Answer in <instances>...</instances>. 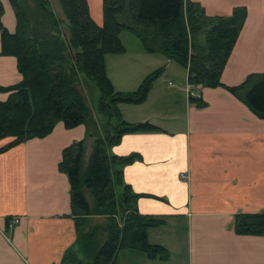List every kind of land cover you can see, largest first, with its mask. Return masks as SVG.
Segmentation results:
<instances>
[{"label":"crops","instance_id":"1","mask_svg":"<svg viewBox=\"0 0 264 264\" xmlns=\"http://www.w3.org/2000/svg\"><path fill=\"white\" fill-rule=\"evenodd\" d=\"M88 1L92 17L102 24L103 0ZM192 1L201 3L210 16H229L239 6L248 9L222 74L224 85L195 89L206 103L198 107L189 99L194 87L184 67L186 83L177 80L169 85L173 80H168L165 86L175 91L160 92L154 85L145 102L122 104L127 121L150 122L163 131L126 134L112 153L142 156L124 168L126 182L135 192L147 194L138 200L140 213L166 217L161 227H169L170 233L179 220L185 222L184 264H264V235L234 230L235 214L264 211V118L229 89L253 73H264V0ZM3 3L2 24L14 33L15 10L9 0ZM2 51L0 28V86L8 87L23 76L17 57ZM131 52L127 48L124 54L106 58L108 74L119 91L136 90L156 64L157 55L141 46ZM159 58L165 60L167 72L176 70L174 61ZM9 94L0 90V100ZM87 133L85 124L67 128L60 121L47 136L0 153V264H65L64 256L77 249L71 185L59 164L63 150L79 140H85L88 160L93 139ZM7 142L0 140V147ZM15 217L19 222L10 226ZM101 218L94 222L106 221ZM161 227L151 229L149 239L169 249V260H150L125 249L119 252L118 263L123 264L124 256L131 264H177L173 239L163 238L158 233Z\"/></svg>","mask_w":264,"mask_h":264},{"label":"trees","instance_id":"2","mask_svg":"<svg viewBox=\"0 0 264 264\" xmlns=\"http://www.w3.org/2000/svg\"><path fill=\"white\" fill-rule=\"evenodd\" d=\"M9 1L17 28L10 33L2 24L5 10L0 0L2 53L17 57L23 78L0 86L10 92L0 100V140L10 139L0 153L47 136L60 121L67 128L85 124L93 139L88 160L85 140H79L63 150L59 164L69 177L77 231V249L64 256V263L119 264L118 254L125 249L137 250L150 260H169V249L149 239V231L163 226L166 217L140 213L138 200L147 194L135 192L124 177V168L142 156L112 153L126 134L163 131L150 122L127 121L121 105L145 102L164 68L147 75L136 90L119 91L108 74L106 58L127 52L121 34L128 30L146 52L185 67L190 84L223 86L222 74L245 25L247 7H236L229 16H210L192 0H103V23L98 24L88 0H59L65 21L57 16L51 0ZM80 73L100 91L96 107L79 89ZM229 89L264 118V73H253ZM190 100L198 107L206 105L202 98ZM99 115L104 116V125ZM98 217L106 221L94 222ZM234 226L238 234L264 235V211L237 213Z\"/></svg>","mask_w":264,"mask_h":264},{"label":"rangeland","instance_id":"3","mask_svg":"<svg viewBox=\"0 0 264 264\" xmlns=\"http://www.w3.org/2000/svg\"><path fill=\"white\" fill-rule=\"evenodd\" d=\"M52 2V6L54 8L55 13L57 14V16L60 19H63L65 21V16L62 12V7L61 4L59 2V0H51ZM62 27L63 30L66 32L67 30V24L66 22L62 23ZM121 38L122 41L124 43V45L128 48V50L132 51L131 53L133 54V51L135 50V48H139L140 46L143 48L141 42L128 30H124L121 34ZM148 53V52H147ZM150 54V53H148ZM157 55L155 58H157L156 60V64L155 67L152 68V71H155L158 68H163V62L165 60H163L162 58L159 57H164V56H159V53L154 54ZM149 57V56H146ZM150 58H154L153 56H150ZM166 58V57H164ZM167 59V58H166ZM172 65L175 67L176 70L172 71L175 74H178L177 76L173 75L172 72H167L165 69L161 70L160 75L156 78V80L153 83V86H157L160 88V92L166 89L165 86L166 84H168V80H173V82H175L176 84L179 82L180 84H185V74H186V70L183 66L177 64L176 62H172ZM178 71V72H176ZM177 78V79H176ZM178 80V82H177ZM79 83H80V91L82 92V94L84 95L85 99L88 101V103L90 105H92V107H96L98 105L99 99H100V91L97 88V86L94 84V82L88 78L85 74L80 73L79 76ZM171 88H167L166 90L168 92H173L175 91L174 88H172L173 86H170ZM164 105V104H163ZM99 123L100 125H104L105 123V118L102 115H99ZM7 141H10V139H7ZM99 219V221H103V219L101 217L97 218V220ZM180 223L179 227H175L173 229V231L170 233L169 227H161L160 230H158V233H162L160 235H162L163 238L166 239H170L172 238V246H174L176 253L174 254V261L177 264H184L185 263V259H186V252H187V226L185 224V222L183 220H179L178 221ZM156 232V231H155ZM173 236V237H172ZM144 255V254H143ZM81 256L83 257V255L81 254ZM85 261V259H83ZM123 264H131L130 262L127 263V261L125 260V257L123 256L121 259ZM134 264H136L135 261H133Z\"/></svg>","mask_w":264,"mask_h":264},{"label":"built area","instance_id":"4","mask_svg":"<svg viewBox=\"0 0 264 264\" xmlns=\"http://www.w3.org/2000/svg\"><path fill=\"white\" fill-rule=\"evenodd\" d=\"M173 84H174L173 81H169V85H173ZM199 87H201V85H197L195 88H193L192 90H190L189 95L190 96H196L197 98H200L201 95H200L199 91H196L195 90V89H197ZM18 222H19L18 217H15V218H13L11 220L10 226H13L14 224H17Z\"/></svg>","mask_w":264,"mask_h":264}]
</instances>
